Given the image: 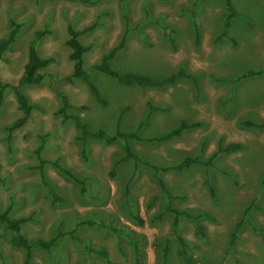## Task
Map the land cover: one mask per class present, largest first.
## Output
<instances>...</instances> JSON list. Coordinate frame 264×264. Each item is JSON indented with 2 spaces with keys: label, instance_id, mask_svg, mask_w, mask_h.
<instances>
[{
  "label": "rangeland",
  "instance_id": "374dc122",
  "mask_svg": "<svg viewBox=\"0 0 264 264\" xmlns=\"http://www.w3.org/2000/svg\"><path fill=\"white\" fill-rule=\"evenodd\" d=\"M93 1L0 0V36L9 32L11 19L23 23L0 59V88L22 73L29 41L37 30L48 31L37 43L38 53L53 58L42 70L39 84L23 86L34 108L10 143L5 140L6 126L21 115L12 88H5L0 106V176L5 179L0 183V208L10 206L13 216H30L23 225L30 238L50 239L64 233L50 250H34L31 264H82L86 246L107 250L116 264H135L132 239L138 241L145 264H161L168 240V263L179 264L172 235L176 216L167 209L168 202L196 216H178L177 231L188 241L197 264H264V240L256 230L264 227V127L242 123L264 124V0H233L251 23L240 16L231 18L229 37L221 36L222 0ZM68 25L78 30L94 25L80 35L83 44L92 45L85 55L89 71L125 35L124 47L111 61L115 68L157 78L182 69L194 77H180L163 87L124 86L92 72L107 100L103 106L83 81L67 80L73 65L65 44ZM247 70L263 73L241 77ZM58 92L78 107L70 112L79 114L90 128L110 133L115 132L123 107L127 110L120 129L136 130L148 102L164 109L153 111L138 130L143 137L173 128L180 120L200 123L166 141L131 140L133 151L152 164L167 166L185 156L207 159L219 142H239L242 147L218 153L211 165L195 163L182 170L162 171L169 199L147 164L120 161L119 141L112 145L88 141L84 160L74 122L63 121L57 113ZM40 145L43 158L58 159L83 180L79 183L48 164L46 179L60 198L56 201L41 184L38 171L30 168ZM206 180L216 189L215 199ZM88 219L95 224L77 226ZM238 223L236 241L229 245ZM10 235L0 226V264H24V251L10 246ZM92 262L106 264L99 255H93Z\"/></svg>",
  "mask_w": 264,
  "mask_h": 264
},
{
  "label": "trees",
  "instance_id": "16d2710c",
  "mask_svg": "<svg viewBox=\"0 0 264 264\" xmlns=\"http://www.w3.org/2000/svg\"><path fill=\"white\" fill-rule=\"evenodd\" d=\"M77 1H80L82 3L94 2L93 0H77ZM222 3L224 6V14L222 19L221 36L229 37L227 33V28L230 25L231 18L235 16H240V18H242L247 24L251 23L250 18L246 14L238 11L235 8L233 0H222ZM22 24L23 23L21 21L11 19L9 32L4 36H0V59H2L3 53L7 51L10 48L11 44L16 40L17 34L20 28L22 27ZM93 26L94 25H91L82 30L75 29L72 25H68L67 27L68 34L65 44L70 49L68 57L73 64L72 72L70 73V75L67 76V80L83 81L88 86L89 91L92 94L93 98L99 104L105 106L107 104V100L99 90L93 78L91 77L92 72L94 73L100 72L104 75H107L108 77L115 79L119 84H122L124 86L136 85V86L163 87L166 84L174 83L177 80V78L180 77H191V78L194 77L193 74L187 73L182 69L170 74L169 76L163 78H157V77H151L144 74H140L135 71H122L115 68L114 66H112L111 61L115 57V55L124 47L126 41L125 35L121 38V41L117 45L113 46L111 49L100 55L99 59L91 65L90 71L87 70V68L85 67V55L91 50L92 45L83 44L80 40V35L83 32L87 31L88 29L93 28ZM47 32H48L47 30H37L35 32L34 37L29 41L28 44V59L24 64L22 73L16 80L1 84L0 106L3 100V92L5 88L10 87L14 91L17 106L21 111V115L18 116L15 120H13L9 125L6 126L5 140L8 143H10L13 133L27 122L28 118L31 115L32 109L34 108V105L30 103L27 95L22 90L23 86L39 84L43 78L42 70L53 62L52 57L41 56L37 50V43L39 39L42 38V36ZM195 37H196V42L198 43L199 41L198 27H196L195 29ZM260 73H263V71L247 70L241 75V77H246ZM237 79H235V81H237ZM58 96L60 98L61 106L58 108L57 113L62 117L63 121L72 120L74 122L75 127L78 131L77 140L80 144L81 157L84 160L88 159V154H87L88 141H99L107 145H112L119 141L122 143L121 149L123 153V157L120 159V161H124L128 159V160H132L136 164L140 162L147 164V166H149L152 169L153 178H155L161 190L164 193H167L169 199L171 196L169 195L168 190L165 186L164 179L160 176V173L162 171L165 172L167 170H182L195 163L211 165L213 159L218 155V153L231 152L238 150L242 147V144L239 142H230L226 145H222V143L219 142L218 149L214 151L213 154L207 159L185 156L175 164H169L167 166H159L156 164L149 163L148 161L142 160L139 157V155L135 151H133L129 142L131 140L147 141V142L166 141L174 136L180 135L186 129L199 126L200 124L199 122L196 121L187 122L185 120H180L178 124L173 128L165 130L164 132H161L157 135L143 137L139 134L138 130L143 127V125L146 123L147 119L149 118L150 114L155 110L164 109L161 108L160 106L153 105L152 103L148 102L147 103L148 109L145 118L138 123L136 130L123 131L120 129V123L123 114L127 110V107H123L121 108L117 116V126L115 128V132L110 133L102 128H98V129L90 128L89 125L83 120V118L79 114H74L70 112V110L78 107L69 101L68 96L63 92H58ZM81 107L84 108V106ZM242 123L247 127H264V124L254 123L253 121L250 120H245ZM40 137H42L43 139V136ZM41 151H42L41 145L35 149L36 163L30 165V168L38 171L41 184L45 187L48 194L51 195L53 200L56 201L59 200L60 198L58 197L54 186L46 179L45 167L48 164L52 165L60 173L74 179L79 183H83V180L79 179L71 168L59 162L58 159L51 160V159L43 158ZM118 163L119 161H116L113 164V167L110 171L111 175L115 174V168ZM4 180L5 179L0 176V183H3ZM205 183L213 199H215L216 198L215 187L211 184L209 180H206ZM84 190L85 187H83V191ZM167 209L173 212L176 216V219L174 220L172 225V235L174 236L176 241L175 252L179 259V264H197V259L195 255L188 249L189 246L188 241L177 231L178 216L187 215L188 217H190L191 215L175 209L174 207L171 206L170 202L167 203ZM248 209L249 208H247L246 211H248ZM132 217L138 223H143V219L139 215L132 214ZM191 217L196 218V216H191ZM29 220H30V216H13L11 214L10 206L3 209L0 208V226L4 230L10 232L11 235L8 239L10 246L15 248H21L24 251V257H23L24 264H31V259L34 250L36 249L50 250L52 247L56 246L58 237L64 234V233H60L59 235L51 237L50 239H45L43 237L30 238L27 235H25L23 232V225ZM83 224L92 226L95 224V222L90 219L82 220L77 223V226ZM240 226L241 223H238L234 227V230L231 232L229 245H233L235 243L237 238L236 232L238 231ZM111 228L115 232L120 231L119 229L114 228L113 226H111ZM201 228H202L201 226L199 225L197 226L198 233H201ZM256 230L260 233V235L264 240V227L256 228ZM128 235L132 236V232H130ZM168 244H169L168 240L164 241L161 264H169L167 259V255L169 251ZM131 245H132L135 264H145L144 261H142L141 259V255L138 247V241L136 239H132ZM93 255H99L101 258L104 259L106 264H116V262L111 258L107 250L102 248H97L95 246L85 247L83 251L82 264H93L92 262Z\"/></svg>",
  "mask_w": 264,
  "mask_h": 264
}]
</instances>
